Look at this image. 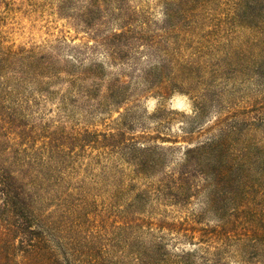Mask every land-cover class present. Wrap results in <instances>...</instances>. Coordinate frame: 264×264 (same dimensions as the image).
Returning a JSON list of instances; mask_svg holds the SVG:
<instances>
[{
	"label": "trees",
	"instance_id": "trees-1",
	"mask_svg": "<svg viewBox=\"0 0 264 264\" xmlns=\"http://www.w3.org/2000/svg\"><path fill=\"white\" fill-rule=\"evenodd\" d=\"M163 1L156 29L122 14L64 68L34 50L18 55L46 98L62 81L63 108L79 96L89 116H119L107 133L46 126L37 140L20 112L0 109V264H264V0ZM87 51L103 61L85 64ZM173 92L193 113L180 129L187 145L164 170L165 153L146 144L158 136L143 124L132 135L131 111ZM162 112L146 118L160 128L171 120ZM97 146L127 152V183L105 178L90 191L70 182L75 148Z\"/></svg>",
	"mask_w": 264,
	"mask_h": 264
},
{
	"label": "rangeland",
	"instance_id": "rangeland-1",
	"mask_svg": "<svg viewBox=\"0 0 264 264\" xmlns=\"http://www.w3.org/2000/svg\"><path fill=\"white\" fill-rule=\"evenodd\" d=\"M163 2V0H0V109L20 112L18 121L33 127L39 134L37 140H40L46 126H49L50 130L64 126V132L72 130L79 133L86 130L96 134L109 132L108 125L119 116L117 112L112 111L109 115L95 112L89 116L86 110L80 109L79 106L85 104V99L79 96L76 97L75 105L78 108L69 104L63 108L61 99L67 97L66 85H62L60 83L62 81L53 83L47 89L51 97L46 98L45 93L40 94L32 81L28 61L20 60L18 55L22 51L34 50L50 56L58 67L64 68L71 60L70 56L74 54L75 49L82 48L85 44L92 46L96 34L108 32L123 21L119 17L122 14L131 12L135 20H142L152 30L156 29L163 18ZM86 55L88 59L85 64L88 60L103 61L96 53L87 51ZM108 72L115 74L118 68H112ZM135 105L136 107L132 106L131 113L136 123L130 132L134 136L140 135L142 133L140 124L147 126L148 134L152 137L157 135L158 138L146 144L158 145L165 153L164 170L173 168L181 152L179 147L187 145L183 142L180 129L185 126L183 122L187 121L186 117L193 113L191 100L182 93L173 92L165 100L148 96L140 99ZM159 108L163 110L162 115L171 120L157 128V120L146 117L155 114ZM119 111L124 112L123 108ZM214 115L215 113L211 111L203 118V122L213 119ZM4 130L7 131L6 125ZM6 138L11 143L21 142L18 136L9 132L6 133ZM39 145L40 141L36 146ZM74 153L72 159L74 171L70 170L69 174L72 184L80 182L85 188L93 191L99 186L103 187L102 181L105 178L109 183L112 179L127 183L131 176L130 171L133 168L127 162V152L123 154L109 152L108 148L97 146L85 147L82 152L76 147ZM138 188L142 190L143 185ZM97 202L99 203V200ZM151 205L155 204L152 202ZM189 209L199 211L198 202L192 201ZM175 210V207L168 206L165 211L171 216ZM232 262L230 260L228 263Z\"/></svg>",
	"mask_w": 264,
	"mask_h": 264
}]
</instances>
